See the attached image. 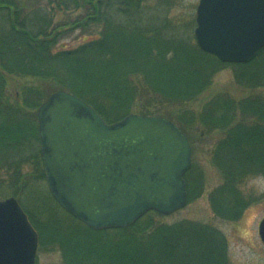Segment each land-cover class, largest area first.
<instances>
[{
	"label": "trees",
	"instance_id": "obj_1",
	"mask_svg": "<svg viewBox=\"0 0 264 264\" xmlns=\"http://www.w3.org/2000/svg\"><path fill=\"white\" fill-rule=\"evenodd\" d=\"M148 1L39 0L31 7L0 1V199L16 196L18 182L28 187L31 175L45 179L37 109L49 96L44 85L50 84L85 100L108 123L133 112L151 115L147 107L155 105L153 115L181 129L199 121L208 130L221 131L212 160L224 184L214 190L211 203L221 219L241 218L250 203L242 183L264 177V49L248 63H223L192 39L180 41L170 31V20L146 18ZM161 1L168 9L175 2ZM112 8L118 19L109 18ZM71 10L82 12L77 26L83 21L87 27L100 25L98 34L77 48L59 44L62 25L55 21L58 13L68 16ZM229 65L235 67L244 96L221 93L206 102L199 115L185 109L208 88L214 74ZM11 76L48 83L24 84L12 99L7 92ZM144 95L154 102L138 107ZM167 104L171 110L163 107ZM186 181L189 190L187 175ZM43 192L39 204H20L39 243L45 237L60 245L64 264H227L223 235L211 226L157 225L163 216L155 211L130 227L103 231L92 230L65 211L72 219L65 226L56 219L50 192Z\"/></svg>",
	"mask_w": 264,
	"mask_h": 264
},
{
	"label": "water",
	"instance_id": "obj_2",
	"mask_svg": "<svg viewBox=\"0 0 264 264\" xmlns=\"http://www.w3.org/2000/svg\"><path fill=\"white\" fill-rule=\"evenodd\" d=\"M195 37L223 63L264 49V0H200ZM46 182L59 205L93 230L127 228L151 211L168 216L189 201L188 136L171 120L129 114L108 123L65 90L38 108ZM264 243V218L259 225ZM39 236L14 198L0 200V264H36Z\"/></svg>",
	"mask_w": 264,
	"mask_h": 264
},
{
	"label": "rangeland",
	"instance_id": "obj_3",
	"mask_svg": "<svg viewBox=\"0 0 264 264\" xmlns=\"http://www.w3.org/2000/svg\"><path fill=\"white\" fill-rule=\"evenodd\" d=\"M15 1L23 7H31L39 3V0ZM199 1L200 0H175L173 5L168 9L169 5H164L161 0H150L145 8L146 18L158 15L159 21L170 20L173 23V28L170 31L171 33H175L180 41L192 39L197 44L195 29L197 27L196 18ZM114 10L115 9L112 8L107 12L111 20H113L115 16L118 19V15ZM69 12L71 13H69L68 16L58 13L55 17L56 23L62 25L61 31L64 37L59 44L68 48H77L81 46L87 38L89 39L91 35H97L100 25L97 27H87L84 26L85 21H83L84 25L77 26V21H81L78 20V18L83 17L81 15V10H71ZM119 21L120 20H118V22ZM101 26L103 25L101 24ZM234 73L235 67L233 65L221 68L214 74L208 88L202 92L196 101L187 105L185 109L193 110L199 115L203 105L221 93L229 92L235 97H243L244 93L240 89L241 87L236 83ZM45 83L48 82L33 80L31 78L20 79L11 76L7 82V92L12 99H15L20 95L21 87L24 84L31 86L40 85L43 87ZM44 88L46 94H49V96L58 91L50 84L44 85ZM260 91L264 93V89ZM143 94L147 95V91H143ZM140 99L141 102L137 101V106H142V108L146 106V104L154 102V100L145 95ZM163 107L171 110L169 104ZM154 108L156 109L157 107L155 105H152L150 108L147 107L151 112L150 116H154L153 111H156ZM175 124L179 126L177 123ZM183 129L192 147V168L187 174V180L190 183L189 201L183 209L168 216L162 215L161 221H157L155 224L175 225L180 223H193L211 226L223 235L226 245L225 258L227 264H264V243L259 235V225L264 218V177L252 176L242 183L240 187L241 191L246 198H249L250 203L244 210L240 219L236 221L221 219L214 213L211 196L214 190L224 184L223 175L212 160L216 150V143L223 134L221 131L208 130L199 121H196L195 125L186 123ZM29 182L30 184L28 187L18 182L15 185L18 189L20 187L18 194L16 196L8 194L6 198L14 197L19 203L23 200L25 204H39L41 202L40 198H45L44 189L50 192L46 177L43 180L37 176L31 175ZM48 200L55 209L56 219L62 221L65 226L70 224L72 222L71 217L58 203H55V199L54 201L52 199ZM60 249L61 247L59 244H54L53 241H49L44 237L42 244L39 243L36 264H64Z\"/></svg>",
	"mask_w": 264,
	"mask_h": 264
}]
</instances>
